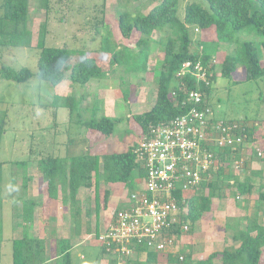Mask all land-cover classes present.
Wrapping results in <instances>:
<instances>
[{
	"label": "rangeland",
	"instance_id": "1",
	"mask_svg": "<svg viewBox=\"0 0 264 264\" xmlns=\"http://www.w3.org/2000/svg\"><path fill=\"white\" fill-rule=\"evenodd\" d=\"M26 1L28 3L27 23L31 32L30 47L5 48L0 46V66L5 65L14 70L27 67L32 72L36 69L38 57V50L36 49L38 29L43 22H47L44 45L65 47L70 50L73 55L69 65L78 62L82 58H92L106 71L109 56L100 54L104 40L113 48L123 49L125 47L136 51L135 43L139 34L133 32L129 39H123L117 25L118 14L126 10L131 13L138 11L140 14H145L154 6V3L151 4L145 0L141 2H125L124 0H49L50 9L48 8L46 12L45 9L40 7L38 0ZM189 1L192 0H181L180 11H182L185 3ZM192 37L197 39L194 35ZM237 37L239 42L251 41L256 46L262 41V39L246 31L240 32ZM164 38L165 33L156 32L153 34L155 43L149 47L147 70L145 72L125 74V65H121L115 67L114 72L108 73L107 77L101 80H91L83 87H72L68 80L62 81L57 86H52L39 80L36 76H33L26 83H15L0 78V127L4 130L0 141V162L4 164L1 179L2 208L0 210L3 226L1 264L11 263L12 246L9 240L19 236L22 230V227L15 226L16 223L18 225L22 224V207L18 199L20 197L41 204L37 207L38 209L36 208L34 216V220L38 224L35 229L28 230V235L43 238L46 247L49 246L50 248L51 257L54 258L56 254V240L67 239L74 235L72 234L73 228L70 221L72 211L69 210L68 205H62L60 196L56 200L47 199L45 185L36 167L37 163L48 155L58 157L77 156L83 154L86 150L91 155L101 157L106 153L125 151L132 142L140 140L139 128L130 117L148 111L154 103L157 77L162 65V53L156 43ZM197 48L198 45L193 42L190 49L196 51ZM198 49L197 51L200 52V47ZM234 49V44L232 46L219 44L217 45L218 54L215 57L212 54L213 72L216 79L208 100L216 118L233 121L242 120L241 123L246 122L247 125H255V140L251 145L254 153L249 158L251 162H249L244 173L238 172L240 174L235 176L244 181L249 180L248 171H254V173L261 171L260 176L254 178L257 179V182L262 179L261 182L264 183V77L246 81L244 67L237 64L229 79L222 78L220 76V58L225 54H233ZM141 60L142 58L132 59L126 65L135 68ZM124 93L127 96L126 101L123 99ZM56 96L61 98L71 97L73 101H78L71 116L72 121L69 120L67 110L55 109L52 105ZM92 107H96L95 110L98 109L97 107L100 108L97 111V116L104 115L119 119L109 137H104L93 131H86L85 127L74 123L79 114L82 119H89ZM79 109H82V112ZM249 140L247 137V141ZM14 161H26L24 172L30 179L26 181L24 191L21 176L23 168L13 165ZM229 172L230 170H228ZM35 180L38 181V185ZM228 181L226 179L223 183L218 182L217 191L214 194L216 197H212L209 213L203 214L207 218L205 217L200 224H195L192 227V232L183 238L182 242L188 244L190 250L194 252L192 259H190L191 262L198 261L203 257L207 258L212 252L220 251L223 248L232 249L235 246L230 239L233 223L239 221L244 226L246 218L256 215L260 224L264 226V205L258 208V212L255 211L258 207L255 203V195L249 196L247 202H242L243 200L236 198L237 195L233 187H228L230 183ZM33 186H38V188L35 187V192ZM104 189L110 190L113 196H118L121 200L128 198L130 194L129 189L124 184L99 183L97 190H100L101 193L97 217L100 212L105 211L104 216H102L103 223L113 211L111 208H108V210L102 206V192ZM209 192V190H206L205 194L207 195ZM94 194L93 186L89 189H82L78 194L81 202L77 217L80 225V235H75L76 237L72 238V244L80 242L82 236H87L84 233L87 223L89 230L93 231L95 213L91 208H93ZM245 214L249 215L245 216ZM238 215L240 217H237ZM50 218L53 219L54 223ZM208 219L214 222V234L208 232L212 224ZM229 224L231 229L227 230L225 225ZM218 225L221 228L216 227ZM226 232H229L227 238L224 236ZM90 241L93 245L95 244L92 238L87 239L86 243ZM80 253L85 256V262L93 264L98 249L96 246L91 247L89 245L74 248L70 251L72 264L81 263L79 260ZM112 258V255H104L103 264H110ZM164 260L166 263V258ZM51 264H59V262H52ZM213 264H220L219 259L214 260ZM259 264H264V247L262 248Z\"/></svg>",
	"mask_w": 264,
	"mask_h": 264
},
{
	"label": "trees",
	"instance_id": "2",
	"mask_svg": "<svg viewBox=\"0 0 264 264\" xmlns=\"http://www.w3.org/2000/svg\"><path fill=\"white\" fill-rule=\"evenodd\" d=\"M40 7L47 12L49 8V0H38ZM125 2H141L144 0H124ZM154 6L145 14L138 11L131 13L123 11L118 14V29L123 39H129L133 32L139 34L135 43L136 51L122 48H113L106 40L103 41L100 54L108 55V69L104 71L100 65L92 58H82L78 62L69 65L71 56L70 50L65 47H51L44 45V33L47 22H43L38 29L36 49L38 57L36 61V69L32 72L27 67L14 70L8 66H0V78L15 83H26L33 76L39 80L47 82L52 86L59 85L62 81L68 80L72 87H83L91 80H101L107 77L108 73H113L115 67L125 65V74L145 72L147 69V57L149 47L155 43L153 39L154 33H165V38L156 44L162 53L161 70L157 77V86L155 100L151 108L141 114L131 116V120L139 128L138 135L142 138L147 134L150 127L159 124H169L174 118L186 114L189 110V104H183L187 97V93L197 90L202 95V106H206L211 111L210 125L216 120L210 101L213 85L215 82V74L213 72L212 54L214 57L217 53V45L225 44L235 49L233 54H225L220 58L221 70L220 76L229 79L235 71L237 64H241L245 70V80L253 81L264 77V0H192L183 6L180 11L181 0H145ZM50 9V8H49ZM28 3L26 0H0V46L1 47H30L31 32L28 29ZM246 31L254 34L257 38L262 39L260 44L256 46L251 41L239 42L237 35ZM194 35L193 38L192 36ZM196 42L197 48L192 51L190 47ZM213 46V47H212ZM141 59L135 68H130L126 64L132 59ZM186 61L195 63L200 61L208 65L210 76L208 77L210 84L205 86L201 83H195L191 75H186L183 79L176 77L182 64ZM125 62V63H124ZM67 72V75H66ZM182 81V85L180 84ZM171 92L175 93V97L171 96ZM124 101L127 100L126 93L123 94ZM78 101L73 98L55 97L52 105L55 109H65L69 113V120L72 121V114ZM96 107L90 109L91 117L82 119L78 115V119L74 121L78 125L86 128V131H93L104 137H109L118 124L119 119L109 118L104 115L97 116L98 109ZM95 110V111H94ZM82 112V109H79ZM235 124L238 131H243V135L250 140H244L243 143L230 148L216 147L212 142L204 144L209 145L215 153L217 160V171L211 172V178L203 181L198 189L187 195L185 202L187 203L186 215L181 218L183 224L188 226L185 232L187 235L192 232V227L202 217V215L210 210L212 197H216L215 191L218 182L223 183L228 179V187H233L236 198L247 202L248 197L255 190L254 184L250 181H240L235 175L237 172H244L247 169L249 158L254 153L252 142L255 140V125H247L246 122L223 120ZM245 121V120H243ZM4 130L0 127V141ZM237 135V130L233 131ZM141 138H139L141 140ZM134 141L122 152L106 153L103 156L91 155L84 152L81 155H66L64 157L48 155L40 159L37 163L38 174L45 185V194L48 200L61 199L62 205H68L70 213V221L72 225V237L67 239L56 240V254L50 256V248L46 247L44 239L29 237L28 228L33 222V215L40 203L34 200H27L24 197L18 198L21 203V217L23 226L16 223L15 226L22 227V235L19 239L11 240V263L10 264H51L59 262V264H71V240L75 235H80V225L77 221L81 202L78 194L82 189L94 187L95 194L93 198L94 211V228L91 232L88 223L85 227V234H92L97 240L100 233V222L97 217L99 209L100 190H97L99 183L104 184L121 183L124 184L130 192H132L144 175L143 168L135 162L133 150L137 147L139 141ZM243 152V157H242ZM245 155V156H244ZM241 159V165L238 170L232 168L233 160ZM13 165L23 168L22 188L26 187V181L30 178L25 174L26 161L13 162ZM4 164L0 162V210L2 208L1 200V179ZM222 170V172H220ZM230 170L229 174L225 173ZM236 172V173H232ZM250 174V171H248ZM258 178L261 171H252ZM223 174V175H222ZM227 174V175H224ZM205 178V179H204ZM262 181V179H259ZM264 184V183H263ZM209 190V194H205ZM257 209L264 205V185H260L256 190ZM109 190L104 189L102 192L103 208L106 209L107 200L109 198ZM177 199L179 193H175ZM219 197V196H218ZM240 197V198H239ZM180 200V199H178ZM18 201V200H17ZM241 202V203H242ZM121 209V208H119ZM115 209V211L119 210ZM258 212V211H257ZM88 213V211H87ZM19 216V215H17ZM49 219V218H48ZM50 220L54 223L53 219ZM243 227L240 222L233 223V228L225 225L227 230H232L230 239L235 245L232 249L223 248L212 252L206 259L191 262L190 250L185 253L182 249L177 254H168L165 264H213L214 260L219 259L220 264H259L262 248L264 247V226L260 224L256 215L245 219ZM229 226V227H228ZM83 227V224H82ZM2 220L0 215V259L2 244ZM181 232L177 230H169L168 234H173L178 238ZM115 245H111L114 249ZM146 252V261L142 264H157V254L155 252L138 250V253ZM99 254L112 255L110 264H116L117 258L111 252L106 251V245L100 244ZM182 259H179V258ZM1 264V263H0ZM126 264L131 263L127 260Z\"/></svg>",
	"mask_w": 264,
	"mask_h": 264
},
{
	"label": "built area",
	"instance_id": "3",
	"mask_svg": "<svg viewBox=\"0 0 264 264\" xmlns=\"http://www.w3.org/2000/svg\"><path fill=\"white\" fill-rule=\"evenodd\" d=\"M208 67L200 61H186L176 77L191 75L195 83L208 86ZM183 104L190 105L186 114L167 125L150 127L133 150L144 175L128 195V206L112 213L97 238L106 245L107 252L116 255V264H126L142 249L164 256L176 254V237L168 231L188 230L181 221L187 211L185 198L198 189L204 176L210 179L219 165L211 147L204 144L211 141L213 146L232 149L247 140L235 124L216 120L211 126V111L202 106V95L197 90L188 92ZM236 130L237 135L233 133ZM241 162L233 160L232 167L238 170ZM175 193L180 194V200Z\"/></svg>",
	"mask_w": 264,
	"mask_h": 264
},
{
	"label": "crops",
	"instance_id": "4",
	"mask_svg": "<svg viewBox=\"0 0 264 264\" xmlns=\"http://www.w3.org/2000/svg\"><path fill=\"white\" fill-rule=\"evenodd\" d=\"M215 117V116H214ZM216 118V117H215ZM217 119V118H216ZM231 166H232V164H231ZM233 168V167H232ZM226 171V170H225ZM220 172H222V170H220ZM227 172V171H226ZM225 172V173H226ZM228 173V172H227ZM244 173V172H243ZM229 174V173H228ZM237 174H238V172H237ZM240 174V173H239ZM238 174V175H239ZM249 174V173H248ZM223 175V174H222ZM224 175H227V174H224ZM243 176V175H242ZM253 176V177H252ZM254 177H256V175L255 174H253L252 172H250V174H249V180H246V181H250L251 180V182L254 184V188H255V190H253V192L251 193V195L250 196H252V195H255V197H256V190L258 189L259 190V187H260V185H264L260 180H259V182H261V183H259V182H257V179L256 178H254ZM240 181H243L242 179H240ZM35 183L38 185V181L37 180H35ZM230 183H231V181H230ZM35 187L36 188H38V186H33V191L35 192L36 190H35ZM40 187H41V185H40ZM40 191V190H39ZM217 191V190H216ZM109 192H110V194H109V199H108V204H107V209L109 208H111V209H113V211L109 214V216H108V218H107V220L103 223L102 222V216H104V214H105V211H103V212H100L99 213V216H98V218H99V222H100V232H102V231H104L105 230V228L107 227V225H108V223H109V221H110V216L112 215V213L115 211V209H119V208H123V207H126V206H128V198L126 197V198H123L122 200L121 199H119V197L117 196H113V193L109 190ZM41 193V192H40ZM36 203V202H35ZM37 203H39V202H37ZM255 203H256V201H255ZM38 209V208H37ZM108 209V210H109ZM46 211V210H45ZM35 212H36V210H35ZM35 212H34V215H33V222H32V224H31V227L30 228H28V230H32V229H35V226L38 224L37 222H35V220H34V216H35ZM260 212V211H259ZM206 213H209V212H206ZM101 214V215H100ZM205 214V213H204ZM249 214H245V216H248ZM206 216H204V215H202V217H201V219H199L195 224L196 225H198V224H200L201 223V221L205 218ZM237 217H240V215H238ZM207 218V217H206ZM240 219V218H239ZM208 220H210V219H208ZM211 222L213 221V220H210ZM210 223V222H209ZM208 223V224H209ZM214 222H212V224H211V228L209 229V234L210 233H213L214 234V230H215V226H214V224H213ZM24 224L22 223L21 224V226H23ZM241 227H243V225H240ZM216 227H218V228H221V226L220 225H218V226H216ZM22 229V228H21ZM27 230V231H28ZM21 235H22V230H21V233H19V236H17V237H14V238H12V239H10L9 240V242L11 241V240H13V239H19V238H21ZM87 235V234H86ZM185 235H187L186 233H183V232H179V234H178V238H177V241H176V246L174 247V251H176V254H177V252L179 253V251L182 249L185 253H188L190 250H189V245L188 244H185V243H183L182 241H183V238L185 237ZM229 235V232H226L225 233V237L227 238V236ZM219 236V235H218ZM29 237L31 238L32 236H30L29 235ZM76 237V236H75ZM74 237V238H75ZM89 238H92L93 240H94V245L91 243V241L89 242V243H86V241H87V239H89ZM225 238V239H226ZM43 239V238H42ZM198 241V240H197ZM84 245H89V246H96L97 247V249H98V253H97V256H96V258H95V260L93 261V264H103V256H101L100 254H99V251H100V243L96 240V239H94L93 238V235L92 234H88L87 236H82V239H81V241L80 242H76V243H74V244H72L71 243V249H70V251H72L74 248H77V247H80V246H84ZM185 245V246H184ZM193 251V250H192ZM218 251V250H217ZM215 252V251H214ZM194 255V252L191 254V258L190 259H192V256ZM166 258L163 254H157V263H160V264H165V260H164V258ZM146 258H147V256H146V252H142V253H135L133 256H131V258H130V262L131 263H133V262H137V263H139V264H142V263H145V261H146ZM85 256L84 255H81V253H80V255H79V260L81 261V263L80 264H92V263H90V262H85ZM204 259H206V257H203L202 259H198V261L199 260H204ZM141 260H143V261H141ZM71 261H72V258H71ZM72 264V263H71Z\"/></svg>",
	"mask_w": 264,
	"mask_h": 264
},
{
	"label": "clouds",
	"instance_id": "5",
	"mask_svg": "<svg viewBox=\"0 0 264 264\" xmlns=\"http://www.w3.org/2000/svg\"><path fill=\"white\" fill-rule=\"evenodd\" d=\"M218 169V168H217ZM217 169H216V171H217Z\"/></svg>",
	"mask_w": 264,
	"mask_h": 264
}]
</instances>
